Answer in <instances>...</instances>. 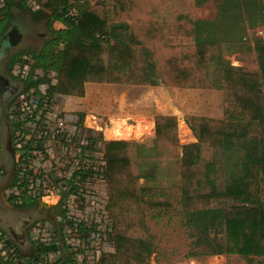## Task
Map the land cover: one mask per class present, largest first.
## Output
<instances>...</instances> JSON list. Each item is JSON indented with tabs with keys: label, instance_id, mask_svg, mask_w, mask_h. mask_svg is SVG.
Masks as SVG:
<instances>
[{
	"label": "trees",
	"instance_id": "trees-1",
	"mask_svg": "<svg viewBox=\"0 0 264 264\" xmlns=\"http://www.w3.org/2000/svg\"><path fill=\"white\" fill-rule=\"evenodd\" d=\"M28 1L36 6L30 12L34 21L41 20L47 9L52 10L50 21L65 27L51 31L53 39L48 43L61 42L60 50L30 54L34 67L54 72L57 80L66 77L83 83L140 87L161 84L224 93L222 120L192 117L196 129L186 121L196 133L194 144H179L175 116L155 118V146L149 155L139 156L134 141H102L115 252L102 256L99 263L141 264L156 247L147 219L163 215L178 216L188 231L194 249L186 258L223 256L227 241L255 240L264 260V40L254 39L260 75L242 73L222 58L224 52L253 50L246 39L257 28L264 30L263 1L219 0L215 19L203 22L194 21L179 1L114 0L124 7L130 21L125 43L115 38L119 26L107 23L112 0L96 6L74 0L75 19L68 16L69 0H1L0 37L13 18L12 9L30 11ZM163 4L172 9L159 13ZM23 55H12L9 73L14 65L25 64ZM155 67L159 76L154 74ZM49 82L45 77L27 76L21 94ZM125 103L124 97H116L107 114L127 116ZM180 129L183 140L192 139L183 125ZM142 160L176 163L178 183L143 185L139 178ZM78 174L81 179L86 176ZM57 251L56 245L37 246L33 255ZM60 260L71 264L69 257Z\"/></svg>",
	"mask_w": 264,
	"mask_h": 264
},
{
	"label": "rangeland",
	"instance_id": "rangeland-1",
	"mask_svg": "<svg viewBox=\"0 0 264 264\" xmlns=\"http://www.w3.org/2000/svg\"><path fill=\"white\" fill-rule=\"evenodd\" d=\"M30 6L35 7L33 2H30ZM49 13L51 14L52 10ZM25 15L16 10L14 15L16 18L13 17L9 22L11 25L17 23V27L22 29V35L30 34L29 37L24 38V43L20 48L13 49L14 53L17 50V53L24 52L25 64L14 65L12 73L19 80H24L27 76L33 79L45 77L50 80L48 84H40L37 89H32L28 93L30 99L42 98L47 102L48 108L43 116L46 117L45 122L48 121V123L42 125L39 121L34 126H30L34 128L31 133L27 121H22L24 112L30 113L31 111L26 110L25 107V111L18 116V119L24 123L20 130L15 129L14 131L16 136L14 148L18 152L17 167L19 170L11 195L15 196L12 201L20 205L24 200L41 193L42 198L40 197L35 203L47 210L49 214L37 216L35 213L29 215L17 211L0 213V264H13L12 254L8 252L7 246L3 243L4 239H9L10 245H14L19 254V256L15 254L13 260L16 261L19 257L23 264H34L32 256L34 257L33 252L36 245L48 246L56 244L57 241H59V247H66L65 250L69 252L74 264H100L99 260L102 256L112 255L115 252L112 222L107 209L108 195L103 178L101 143L113 140L134 141L138 145L139 156L149 155L151 149L143 144L147 146L148 142H152L154 132L152 125L144 121L147 119L150 108L147 106L146 99L151 97L159 101L158 92L107 86L98 87L83 94L79 92L78 84H67L62 79L59 88V79L57 80L56 74L34 67L30 54L40 52L42 49L60 50L62 43L48 45L49 42L46 43V41L50 39L52 42L53 37H49L47 33L50 30L46 27L27 30L28 23L32 19ZM2 25L3 23L0 22V30ZM36 33L42 35L37 37ZM18 82L22 88V83ZM58 91L75 99L81 98L83 108L79 109L80 111L62 112L61 107H58L60 105ZM167 92L168 96L161 95L163 106L157 110V113L166 111L169 106L181 110L182 114L185 113L184 111L188 113L189 108L194 111L197 105L200 107L196 102L199 99L196 93H171V90ZM21 95L19 93L16 102L19 101ZM116 97L126 99L123 109L126 110L127 116L117 113L107 114ZM190 101L193 102L190 103ZM12 111L14 114V104ZM182 114L177 116L179 141L180 144H190L193 138L183 140L179 125L184 126L182 122L186 120L190 121L189 123L196 129L197 121L191 120L192 117L184 119L185 116L183 114L184 117H182ZM191 114L197 116L199 113L195 111ZM128 116L134 119H128ZM58 119L66 121V130L60 136L53 137ZM121 121H126V123L113 124ZM186 125L189 129V124L186 123ZM45 131L47 137L43 138ZM79 133L85 134L84 140L81 141ZM23 153H25L24 158L20 156ZM77 171L86 175L84 180L80 176H72ZM179 177V165L176 163L145 160L139 162V178L143 185L167 187L177 184ZM6 194H9V191ZM25 221L27 224L23 228ZM180 221V218L175 215L147 219V225L155 236L156 247L154 253L145 258L141 264H264V260L259 257V242L255 240L227 241L226 254L221 257L186 258L185 255L194 248L188 231L183 228ZM9 228L17 234L25 229L23 245L19 246L18 240L9 234ZM39 257L41 264H62L58 261L62 258H58L57 253L45 256L40 254Z\"/></svg>",
	"mask_w": 264,
	"mask_h": 264
},
{
	"label": "crops",
	"instance_id": "crops-1",
	"mask_svg": "<svg viewBox=\"0 0 264 264\" xmlns=\"http://www.w3.org/2000/svg\"><path fill=\"white\" fill-rule=\"evenodd\" d=\"M85 1L86 3H88L90 6H96L98 5L102 0H82ZM171 1H179L181 2L185 7H186V12L187 14L194 20V21H203V22H208V21H212L215 19L216 14H217V10H218V4H219V0H170ZM264 3V0H262ZM30 2L28 1L27 6L29 7L30 11H27L25 9H12L11 14L14 17L16 10H19L23 13H25L27 16V18H32L31 13L35 11L36 6L34 8H32L30 6ZM72 2V3H71ZM111 13H110V18L108 20V26H119V28L117 29V31L115 32L116 34V39L119 40L120 42H125L127 43L128 40V36L130 33V21L128 19L127 16V11L124 9V7H122L121 5L117 4L114 0L111 1ZM0 4H1V0H0ZM68 4L71 6L72 8L70 9H75V1L74 0H69ZM159 13H163L165 10L168 9H172L171 6L168 7L167 4H163L161 6H159ZM46 13H48V15L46 16ZM46 16V18H45ZM16 18V17H14ZM51 14L49 13V10L44 9L43 11V16H42V20L45 23V27L48 28L50 30V32H48L47 34H49V37L52 38V34L51 31H58V30H63L65 29L64 25L61 22L58 21H53L51 22ZM13 19V18H12ZM33 19V18H32ZM49 23H52L51 26H49ZM122 25H125L122 27ZM12 25L10 23H8L7 27H6V31L9 27H11ZM16 28L19 30V32H22V29H19V27H17V23H15ZM21 26V25H20ZM23 27V26H22ZM254 39H262L264 40V30L262 28H257L256 30H254V32H250L246 41L249 43L250 48H254ZM142 41V40H140ZM51 42L50 39L48 41H46V43ZM110 43H114V40L111 39ZM147 50L149 52H152V47L150 46H146ZM222 58L228 62L230 64V66L235 67L236 69H239L242 73H247V74H256V75H260V71H259V66L257 63V59H256V53L254 52V49L252 51L249 52H224L222 55ZM154 74L156 76H159V71L158 68L155 67L154 70ZM64 80L63 82H67V84H78V89L79 92L83 94H85V92L87 91H93L95 89H97L98 87H107V86H117V87H127V88H135V89H141V90H152V91H156L158 92L157 96H161L163 95V91L166 92V96H168V92L167 90H171V93H179V92H192V93H196L199 97L198 102L200 107L197 105V108L190 109L188 110V113L186 111H184L185 113L184 116L182 114V111L174 108L173 106H169L166 108V111H163L162 113H157V110H159V108L162 105V101H163V97H160V100L158 102L152 101L151 100H146L147 101V106H149V114L148 116H146V124H151L152 125V130L154 132L153 135V140L152 142H148L147 146L143 144V146H145L146 148H150L152 149L155 146V130H154V120L156 117L158 116H175L177 118V116L179 114H182V117H184V119H187L189 117H197V118H210V119H215V120H222L224 117V110L226 105L224 104V93L223 92H219V91H209V90H193V89H172V88H168L165 87L161 84L157 85V86H148V87H140V86H125V85H109V84H93V83H83L81 81H78L76 79L73 78H66V77H62L58 80V87L60 88V80ZM159 81V80H158ZM59 90V89H58ZM163 90V91H162ZM262 91L264 92V88H262ZM58 97L60 98V105H58V107L62 110V112L67 111V112H74V111H80L83 108V104L81 103V98L80 99H75L72 98L71 96H69L68 94H61L60 91H58ZM160 93V94H159ZM170 93V92H169ZM152 97H156V96H152ZM122 98V97H121ZM115 99V98H114ZM155 102V103H153ZM193 101H190V103H192ZM193 105V104H190ZM189 105V106H190ZM57 107V108H58ZM58 108V109H59ZM80 109V110H79ZM187 110V109H185ZM192 111V112H191ZM199 113L197 116H194L191 113ZM181 112V113H180ZM191 112V113H190ZM128 119H134L130 116H128ZM142 121V122H144ZM183 121V120H182ZM186 121V120H185ZM183 121L182 124H184L183 128H186L192 138H193V142L190 144H180L179 141V134H178V141L180 145H191L197 142V137H196V133L192 132L190 130V128L188 129V126L186 125V122ZM122 122L126 121H121V122H115L114 124H121ZM148 122V123H147ZM178 123V122H177ZM180 128V125H179ZM146 143V142H144ZM138 144V143H137ZM151 145V146H148ZM264 190V186L262 187ZM216 257H221V256H216Z\"/></svg>",
	"mask_w": 264,
	"mask_h": 264
},
{
	"label": "flooded vegetation",
	"instance_id": "flooded-vegetation-1",
	"mask_svg": "<svg viewBox=\"0 0 264 264\" xmlns=\"http://www.w3.org/2000/svg\"><path fill=\"white\" fill-rule=\"evenodd\" d=\"M41 20H30L27 26V30L32 31V29L35 27L44 28L45 23ZM41 35V33H36L37 37H40ZM29 36L30 34H27L26 36L22 35L21 40L15 48H20V46L24 43V38H27ZM17 51L14 54H24L22 50H20L22 52L18 53ZM3 61H0V213L2 214L3 212L6 214L7 211H17L29 215L35 213L37 216H42L43 214L44 216H47L49 214L48 211L42 208L41 206L36 205V203L30 204L26 208L19 207L23 205V203L30 202V200L28 199L21 202L20 205H17L12 201L15 196L11 195V193L12 190L15 188L17 174L19 170L17 167L19 160V157L17 155L18 152L14 148V140L16 138V136L14 135V131L15 129L17 130V124L15 122V117L12 116L14 115L12 107L15 101L17 100L19 93H21L22 88L18 81L22 83V80H19L13 75L12 69L9 73V61L7 62V64L4 65ZM7 191H9V194H6Z\"/></svg>",
	"mask_w": 264,
	"mask_h": 264
},
{
	"label": "built area",
	"instance_id": "built-area-1",
	"mask_svg": "<svg viewBox=\"0 0 264 264\" xmlns=\"http://www.w3.org/2000/svg\"><path fill=\"white\" fill-rule=\"evenodd\" d=\"M68 16L70 17V18H73V19H75L76 18V16H77V11L75 10V9H71V10H69L68 11ZM31 91V90H30ZM29 91V92H30ZM28 92V93H29ZM28 93H26V94H22L21 96H20V99H19V101L18 102H16L15 101V103H14V108H15V115H14V117L15 116H17V118H15V122H16V124H17V129L18 130H20V127H21V125H22V123H24V122H21L19 119H18V116H20V114L22 113V112H24L25 111V107H26V110H30L31 112L30 113H25L24 112V115H23V117H24V120H22V121H27V124L29 125V129H31V133L34 131V128L33 127H30V126H34L36 123H38L39 121L42 123V125H44L45 123H48V121L47 122H45V119H46V117L45 116H43V114H44V111L46 112V109L48 108V105H47V102L46 101H43V99L42 98H38V99H30L29 97H30V95L28 94ZM16 105H17V107H16ZM47 120H49L48 118H47ZM65 124H66V121L64 120H62V119H58V121H57V126H56V131H55V133H54V135H53V137H56V135H61V134H63L64 132H65V130H66V128H65ZM24 126V125H23ZM47 137V132L45 131L44 132V136H43V138H46ZM79 137L81 138V141L82 140H84V138H85V134H81V133H79ZM24 155H25V153H23V155H20L22 158H24ZM103 164H104V162H103ZM80 171H77V172H75L72 176L73 177H76V176H80L78 173H79ZM81 173V172H80ZM81 177V176H80ZM85 179V178H84ZM84 179H82V180H84ZM73 188V187H72ZM30 197V196H29ZM40 197L42 198V196H41V193L39 194V195H36V196H32V197H30V198H28V200H34V202H36L38 199H40ZM9 239H4V241H3V243L7 246V248H8V252L10 253V254H12V257H11V260L13 261V264H23V261L21 260V258H19L18 257V260H13V259H15L14 258V255L15 254H17L18 256H19V254L17 253V251H16V248L14 247V245H10V242L11 241H8ZM9 244V245H8ZM53 245H56L57 247H58V251L57 252H53V253H47V254H42L43 256H45V255H49V254H55V253H57V256H58V258H62V259H64V258H66V257H69V259H70V261L72 260L71 259V256H70V254H69V252L68 251H66L65 249H66V247H59V241H57V243L56 244H53ZM20 246V245H19ZM38 245H36V247H37ZM44 246V245H43ZM49 246H52V244L51 245H48V246H45V247H49ZM35 256H37L38 257V260L37 261H35ZM40 256V254H36V255H34V257L32 256V261H34L33 263L34 264H41V258L39 257ZM64 257V258H63ZM58 261H61L60 259H58ZM62 262V261H61ZM62 264H66V263H63L62 262ZM71 264H74V261L72 260L71 261Z\"/></svg>",
	"mask_w": 264,
	"mask_h": 264
},
{
	"label": "water",
	"instance_id": "water-1",
	"mask_svg": "<svg viewBox=\"0 0 264 264\" xmlns=\"http://www.w3.org/2000/svg\"><path fill=\"white\" fill-rule=\"evenodd\" d=\"M21 37H22V33L19 32V30L14 25L9 27L7 31L0 37V61H3L4 59L3 65L7 64V62L12 57V55H14L13 49H15L16 45L19 43V41L21 40ZM26 224L27 222L25 221L23 223V228H24V225ZM8 231L12 237L18 240L20 245L23 244V235H24L23 233L25 229L20 234L15 233L13 229L11 228H9Z\"/></svg>",
	"mask_w": 264,
	"mask_h": 264
},
{
	"label": "bare ground",
	"instance_id": "bare-ground-1",
	"mask_svg": "<svg viewBox=\"0 0 264 264\" xmlns=\"http://www.w3.org/2000/svg\"><path fill=\"white\" fill-rule=\"evenodd\" d=\"M123 132V131H122Z\"/></svg>",
	"mask_w": 264,
	"mask_h": 264
}]
</instances>
